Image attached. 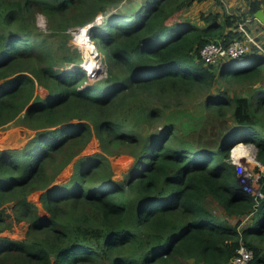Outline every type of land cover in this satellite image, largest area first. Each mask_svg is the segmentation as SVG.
Segmentation results:
<instances>
[{
  "label": "trees",
  "instance_id": "16d2710c",
  "mask_svg": "<svg viewBox=\"0 0 264 264\" xmlns=\"http://www.w3.org/2000/svg\"><path fill=\"white\" fill-rule=\"evenodd\" d=\"M204 1L0 0V128L36 131L26 146L0 149V205L15 201L29 224L23 239L0 235V264H230L242 245L253 251L248 264H264V196L243 189L230 159L242 130L260 127L243 140L264 164V85L205 99L214 119L232 121L215 147L167 117L219 79L264 80V44L219 64L200 57L210 41L243 38L240 24L264 0L202 12V23L182 18ZM89 23L107 56L97 79L70 31ZM93 137L100 149L84 153ZM124 153L131 161L118 176L112 157Z\"/></svg>",
  "mask_w": 264,
  "mask_h": 264
},
{
  "label": "rangeland",
  "instance_id": "374dc122",
  "mask_svg": "<svg viewBox=\"0 0 264 264\" xmlns=\"http://www.w3.org/2000/svg\"><path fill=\"white\" fill-rule=\"evenodd\" d=\"M227 1L223 0H207L205 2H195L194 4L187 6L184 10V13L182 14V18L190 19L195 22L202 23L199 21V16L202 12L204 13H209L210 11L216 10L219 6L221 8L220 11L223 12L226 9L230 12H233L236 10V8H233L232 6L229 5V3H226ZM222 5V7H221ZM229 7V8H228ZM223 8V9H222ZM240 10L236 11L238 13L247 11V8L239 7ZM226 10V11H227ZM243 10V11H242ZM227 11V12H228ZM214 12V11H213ZM223 17V16H222ZM221 17V18H222ZM38 18V24L39 26L44 29L48 30L49 27V20L47 17L40 13L37 16ZM99 18V19H98ZM250 18H254V16L248 15V18H246L245 22L243 24H240L238 30L240 32H243V38H247V35L250 34L253 38V40H247V44L249 46V55L248 56H253L256 55V49H260L263 47L264 44V23L261 21L258 22L257 20L249 21ZM255 19V18H254ZM103 20V17L101 18V15H99L96 19L98 23H100ZM90 26L93 23H89ZM87 25V24H86ZM85 26V25H83ZM79 27V26H77ZM77 27H72L70 31L72 32L71 34L73 35V29ZM247 31V33H246ZM84 32L83 30L80 31L79 36H83ZM74 37V35H73ZM82 42V41H80ZM261 46H258L257 43ZM90 43L92 45H90ZM81 46L82 49V55L84 58V64L87 66L89 65L88 62L93 60L96 61V64H98V59L103 61L107 57L104 54L103 50H100L99 46L97 43L90 38V40H87L85 44L87 45V49L85 46H82L80 43H78ZM263 51V50H262ZM106 56V57H105ZM105 62V61H104ZM219 64V63H218ZM105 68L102 70V66L100 71L98 72L99 68L94 72H92L91 77L92 78H102L105 74H107V67L106 64L103 63ZM97 66V65H95ZM90 69V67H89ZM250 81H231L227 82L224 80L216 81L213 88L207 92H200L197 96L194 98L184 100L179 102V104L175 105L167 114V117H170L171 121L178 119L179 123L181 124L184 120L188 121L189 124H192L198 132L202 134L200 136L199 134L196 135V140L199 142H206L207 147H215L217 144V141L220 138V134L222 131L226 128V123L230 124L232 121L230 120L227 122L229 119H214L216 117L215 113L206 107L205 104V99L211 96L212 94H219L223 92V90H227V92L232 95H238V96H250L251 94H255V90L259 86H263L264 82L263 80L260 82H255V83H249ZM263 82V84H262ZM257 84V85H255ZM45 91L41 88V86L38 87L37 92L42 94L43 96L45 95ZM172 112V113H171ZM261 113L264 115V110H261ZM224 120V122L220 125V121ZM182 125V124H181ZM183 126V125H182ZM184 127V126H183ZM185 130H190V126L184 127ZM260 130V127L257 128ZM258 130H252L248 131L246 130L245 132L240 133L237 137L236 140L239 138H242V140H239L243 145H241V148L237 150L236 154L230 151V159L232 162H234L237 165V168L240 167V170L242 171L243 167L247 169L249 172L250 176L254 179L253 183L256 187H260V183H262L260 177L263 176L264 174V164L258 163L259 160L255 158V155L257 156V146L253 142H246L244 141V137H251L255 135L257 137L258 133H254L255 131L258 132ZM35 130L29 128L28 126H25L23 124H20L19 122L12 121L9 124H7L4 128H0V149L2 148H21L26 146L30 139L34 136ZM236 141H234L235 143ZM237 143V142H236ZM235 145V144H234ZM234 147V146H233ZM99 148V140L97 137H93V139L90 141V143L87 145V148L84 150V153H94L98 151ZM242 153H247L249 156H254L253 158H248V155H243L240 156ZM113 160V166L115 171L118 173V176H121V173L127 168L128 163L131 161V157L124 153L119 156H114L112 157ZM261 162V161H260ZM70 171V170H68ZM241 171L239 174V180L243 179L241 177ZM66 174L68 172H65ZM239 173V170H238ZM117 176V177H118ZM241 183V181H240ZM242 186V183H241ZM214 206V211L217 214H220L223 216L224 211L221 208V206L216 202H212ZM5 208V207H4ZM3 208H0V210ZM4 212V210H3ZM9 212V211H8ZM15 213V212H14ZM2 216H4L6 219L2 223L3 225L0 226H7L9 223L11 224V230H6L4 233H10L12 234L13 238H18V239H23L26 237L27 234V223L24 221V223L18 225H13V219L7 218V214L3 213ZM7 216V217H6ZM231 222H236L237 218L236 217H228ZM247 221V218H244V222ZM3 235V234H2Z\"/></svg>",
  "mask_w": 264,
  "mask_h": 264
},
{
  "label": "built area",
  "instance_id": "2783aa9c",
  "mask_svg": "<svg viewBox=\"0 0 264 264\" xmlns=\"http://www.w3.org/2000/svg\"><path fill=\"white\" fill-rule=\"evenodd\" d=\"M102 17L103 15H101V18ZM254 18H250L249 21L258 20L255 16ZM89 26L90 24H87L85 26H79L72 30L73 35H74L73 37L74 40L80 43L82 46H85V44L84 42H80L79 37H78L79 33L81 30H84L85 42H87V40H90L91 37L88 34ZM249 39L254 41V38L250 34L247 35V38H235L228 45L224 44L222 41H216V40L210 41L209 43H207L200 49V57L207 64H218L219 62L227 58H239L240 56H243V55H249L250 54L249 46L247 44V40ZM257 45L260 46L258 43ZM97 61H98V68H99L98 72H99L101 69V66L103 67L104 65L102 63V60L98 59ZM255 158L257 159L256 155H255ZM258 163H260L261 165L260 161H258ZM263 176H261L260 179ZM241 177H243V179H240V181L242 183V187L244 190L255 194L257 197L264 196V194L261 191L262 183H260V187H256L253 183L254 179L250 176L249 172L247 171L245 167H243L241 171ZM252 257H253V251L249 249L248 247H246L245 245H242L237 250L236 255L231 259L230 264H248L249 260L252 259Z\"/></svg>",
  "mask_w": 264,
  "mask_h": 264
},
{
  "label": "crops",
  "instance_id": "0c3cea01",
  "mask_svg": "<svg viewBox=\"0 0 264 264\" xmlns=\"http://www.w3.org/2000/svg\"><path fill=\"white\" fill-rule=\"evenodd\" d=\"M221 1L223 2V0H221ZM226 1H227L226 3H229L230 6H232L233 8H236L235 12L238 11V10H240L239 7H243V8H245V7L247 8L248 7V0H226ZM221 7H222V5H221ZM220 10H221V8L219 6L216 10H213V11L214 12H217V11H220ZM263 82H264V80H263ZM255 85H257V84H255ZM250 131H252V130H250ZM14 205H15V201H12V202H8V203H5L3 205H0V208H4L5 207L3 213H6L7 216L9 215L8 217L6 216L7 218L13 219V225L15 224V225H18L19 226V222H20V224H22V223H24V221L23 220L19 221V220L16 219V216H15V213H14V210H13ZM5 219L6 218L4 217V219L2 221H0V225H3L2 223L4 222ZM26 223H27V229L26 230H28V225L29 224H28V222H26ZM11 228H13V226L11 227V224L10 223L7 226H0V235L3 234L4 236H8V237L13 238L12 234H10V233H4V232H6V230H11ZM15 239H18V238H15Z\"/></svg>",
  "mask_w": 264,
  "mask_h": 264
},
{
  "label": "bare ground",
  "instance_id": "6f19581e",
  "mask_svg": "<svg viewBox=\"0 0 264 264\" xmlns=\"http://www.w3.org/2000/svg\"><path fill=\"white\" fill-rule=\"evenodd\" d=\"M83 32H84V30H83ZM78 37H79V40L84 42V44H85L84 35L83 36H78ZM90 45H92V44L90 43ZM85 48L87 49V45L86 44H85ZM88 64L89 65H87L86 68H87L88 71H90V73H92L93 71L95 72L98 69V64H96L95 60H93V62L89 61ZM95 65H97V66H95ZM89 67H90V69H89ZM241 142L238 141L237 143H235V145H233L234 147H232V152L234 150V153L236 154L237 150H239L241 148V145H243V143H241ZM243 155H248V158H251V157L253 158L254 157L253 155L249 156V154H247V153H242L240 156H243Z\"/></svg>",
  "mask_w": 264,
  "mask_h": 264
},
{
  "label": "water",
  "instance_id": "95a60500",
  "mask_svg": "<svg viewBox=\"0 0 264 264\" xmlns=\"http://www.w3.org/2000/svg\"><path fill=\"white\" fill-rule=\"evenodd\" d=\"M248 10V8H247ZM254 16L261 21L262 23H264V7L260 8L259 10H257L254 14ZM71 29V28H70ZM105 68V66H103L102 70ZM91 74V73H90ZM92 75V74H91ZM239 170V174H240V167H238Z\"/></svg>",
  "mask_w": 264,
  "mask_h": 264
},
{
  "label": "clouds",
  "instance_id": "9594fccd",
  "mask_svg": "<svg viewBox=\"0 0 264 264\" xmlns=\"http://www.w3.org/2000/svg\"><path fill=\"white\" fill-rule=\"evenodd\" d=\"M89 72V71H88ZM232 149V148H231Z\"/></svg>",
  "mask_w": 264,
  "mask_h": 264
}]
</instances>
